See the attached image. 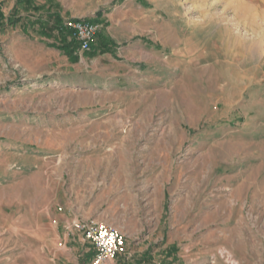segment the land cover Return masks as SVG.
<instances>
[{
  "label": "rangeland",
  "instance_id": "rangeland-1",
  "mask_svg": "<svg viewBox=\"0 0 264 264\" xmlns=\"http://www.w3.org/2000/svg\"><path fill=\"white\" fill-rule=\"evenodd\" d=\"M53 1L99 25L74 53L108 34L155 56L110 91L72 69L64 92L30 88L0 63V264H90L72 209L122 234L104 264H264V0Z\"/></svg>",
  "mask_w": 264,
  "mask_h": 264
},
{
  "label": "crops",
  "instance_id": "crops-1",
  "mask_svg": "<svg viewBox=\"0 0 264 264\" xmlns=\"http://www.w3.org/2000/svg\"><path fill=\"white\" fill-rule=\"evenodd\" d=\"M53 2V0H30L28 4H25L23 0H0V63L2 66L9 67L14 73L17 72V75H25L26 79L32 82L29 85L30 88L40 85L44 90H48L55 86L62 92L69 87L71 69L77 70L79 75L89 77L101 72L103 79L106 80L102 88L106 91L112 90L111 85H107L111 81L117 87L116 90L121 89L119 84L121 81L125 82L127 76H130L129 84L135 83L137 77H140V81L143 80V72L140 70L142 62L146 61L144 59L146 56L148 60L155 55L152 48L148 49L139 41L121 48L110 35L103 34L102 38L112 45L99 54L79 52L70 55L63 48H59L68 42L67 33L60 30V24L69 14L61 2L59 3L61 7L54 10V6L51 5ZM127 5L121 11V17L127 21L130 18L136 21L129 26L135 29L139 28L140 22L150 23V15L144 13L140 5L136 7L132 3ZM124 21H121L122 25L125 24ZM136 35V32L131 34L132 37ZM159 56L164 55H158V58ZM119 64L122 66V72L111 71ZM67 214L70 215L71 220L79 217L73 209ZM102 215V212L98 213L94 220L102 222ZM60 216L58 221L69 223L70 218L66 214ZM82 242L86 247L84 255L90 261L94 250L88 242L83 240Z\"/></svg>",
  "mask_w": 264,
  "mask_h": 264
},
{
  "label": "built area",
  "instance_id": "built-area-1",
  "mask_svg": "<svg viewBox=\"0 0 264 264\" xmlns=\"http://www.w3.org/2000/svg\"><path fill=\"white\" fill-rule=\"evenodd\" d=\"M60 30L67 33L69 39L76 42L79 51H89L96 39L99 25L96 22L84 19L64 18L60 24ZM71 229L80 231L83 241L88 242L94 255L90 264H104L124 250V238L119 231L104 222L95 220H73Z\"/></svg>",
  "mask_w": 264,
  "mask_h": 264
},
{
  "label": "trees",
  "instance_id": "trees-1",
  "mask_svg": "<svg viewBox=\"0 0 264 264\" xmlns=\"http://www.w3.org/2000/svg\"><path fill=\"white\" fill-rule=\"evenodd\" d=\"M25 4H28V2L30 0H23ZM55 22H57V20L55 19ZM72 41H68L67 43H65L62 47H59V48H63L66 52H68L70 55H72L74 52H75V47L73 46V42L70 43ZM107 44L108 42L106 40H104L103 38H100L99 40V47H101V49L104 51V50H107ZM75 45V44H74Z\"/></svg>",
  "mask_w": 264,
  "mask_h": 264
}]
</instances>
